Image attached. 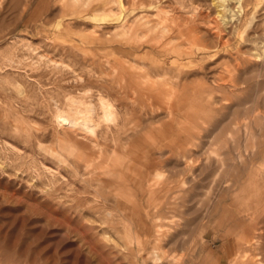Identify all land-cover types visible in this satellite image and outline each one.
<instances>
[{
    "label": "rangeland",
    "instance_id": "obj_1",
    "mask_svg": "<svg viewBox=\"0 0 264 264\" xmlns=\"http://www.w3.org/2000/svg\"><path fill=\"white\" fill-rule=\"evenodd\" d=\"M237 4L0 0V264H264V0ZM73 99L116 125L58 129Z\"/></svg>",
    "mask_w": 264,
    "mask_h": 264
},
{
    "label": "bare ground",
    "instance_id": "obj_2",
    "mask_svg": "<svg viewBox=\"0 0 264 264\" xmlns=\"http://www.w3.org/2000/svg\"><path fill=\"white\" fill-rule=\"evenodd\" d=\"M226 1L227 0H218L221 6L225 5ZM236 1L239 4V7H241L243 0H236ZM73 104L76 106L73 111H68L67 109L60 108V106L58 105L55 107L53 119L58 129H64L66 132L80 134L84 138L95 140L97 138L96 136L97 128L101 124H104L105 128L107 129L116 125L117 122L116 111L107 110L106 106L101 108V112H98L99 109L97 105L94 104L92 101L85 103V102H81V100L73 99ZM181 107L182 106L180 105L179 101L176 98V100L173 102V104L170 107V111L172 113L178 112L181 109ZM175 122L177 123V121ZM131 167H132L131 165H127L126 170H130ZM158 177L160 178L161 174H159Z\"/></svg>",
    "mask_w": 264,
    "mask_h": 264
}]
</instances>
